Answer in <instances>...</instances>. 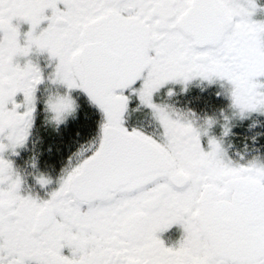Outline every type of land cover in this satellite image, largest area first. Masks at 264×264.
Instances as JSON below:
<instances>
[{
	"label": "snow or ice",
	"instance_id": "6c2138e0",
	"mask_svg": "<svg viewBox=\"0 0 264 264\" xmlns=\"http://www.w3.org/2000/svg\"><path fill=\"white\" fill-rule=\"evenodd\" d=\"M0 264H264V0H0Z\"/></svg>",
	"mask_w": 264,
	"mask_h": 264
}]
</instances>
